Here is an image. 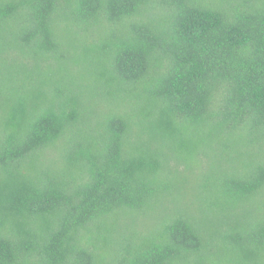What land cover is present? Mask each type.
<instances>
[{
  "label": "trees",
  "instance_id": "trees-1",
  "mask_svg": "<svg viewBox=\"0 0 264 264\" xmlns=\"http://www.w3.org/2000/svg\"><path fill=\"white\" fill-rule=\"evenodd\" d=\"M0 264H264V0H0Z\"/></svg>",
  "mask_w": 264,
  "mask_h": 264
},
{
  "label": "rangeland",
  "instance_id": "rangeland-1",
  "mask_svg": "<svg viewBox=\"0 0 264 264\" xmlns=\"http://www.w3.org/2000/svg\"><path fill=\"white\" fill-rule=\"evenodd\" d=\"M92 50L89 46L86 47V50L84 51L86 54L90 53Z\"/></svg>",
  "mask_w": 264,
  "mask_h": 264
}]
</instances>
